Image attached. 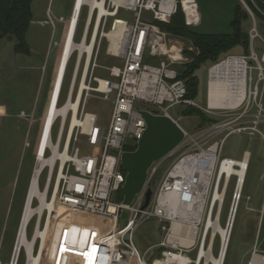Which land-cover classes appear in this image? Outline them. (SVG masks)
Returning a JSON list of instances; mask_svg holds the SVG:
<instances>
[{
	"label": "built area",
	"instance_id": "1",
	"mask_svg": "<svg viewBox=\"0 0 264 264\" xmlns=\"http://www.w3.org/2000/svg\"><path fill=\"white\" fill-rule=\"evenodd\" d=\"M78 1L74 0L65 27L68 32L63 39L20 216L21 224L26 209L32 211L26 234L33 223L29 239H34V245L30 259L22 249L25 264H199V250L205 246L209 236L203 225L214 218V213L217 214L218 193L224 192L222 208L229 182L234 178L229 214L234 204L237 209L248 169L250 155L245 151L240 160L247 158L242 182L236 175L227 177L224 166L239 167L232 164L236 160L220 157L223 143L230 135L260 134L256 126L263 121L264 109L258 85L262 83L264 86V52L258 59L252 46L260 38L259 34L255 27L249 32V55H228L217 64L226 63L234 77L241 81L240 104L234 109L215 110L206 103L205 113L219 117L221 121L212 123L196 135H188L179 126L184 133L180 146L186 150L163 174L154 192L151 183L162 160L154 163L155 167L152 164L144 188L126 206L122 203L123 197L115 202L113 196L121 192L126 178L120 164L122 154L135 151L146 131L142 112L164 116L178 124L168 114L171 107L184 105L196 108L187 96L185 81L180 78V64L186 59L182 56V44L175 37L165 33L154 22L147 23L141 19L146 11L152 13L154 21L162 22L168 12L164 0H81L78 12L85 8L86 18L80 41L75 43L78 17L73 22V12ZM95 2L102 4L106 10L104 14L99 15V9L92 6ZM242 3L253 18L251 11ZM121 10L133 13L132 23L118 18ZM58 22L63 23V19H58ZM41 24L49 26L52 31L56 25L48 13L46 21ZM117 24L118 35L112 50L107 33ZM71 29L73 33L70 35ZM68 41L72 45L69 52L66 49ZM65 53L67 60L57 88ZM101 53L121 62L119 66L106 68V79L94 76ZM73 56L75 62L68 91L63 104L59 105L65 71ZM215 66L208 69V77ZM254 72L256 81L253 84ZM90 99L110 103L106 128L99 124L96 114L86 112ZM254 108L257 112L250 114ZM248 118L250 121H245ZM223 133L221 140L212 141ZM79 144L94 154L81 155ZM44 172L46 177L40 189L39 182ZM208 172L211 174L206 181ZM148 189L152 196L144 207ZM250 200V197L246 198V201ZM198 202L202 203V211L195 218L193 210ZM176 206L188 209L190 214L185 218L178 216ZM123 212L126 213L125 219H122ZM150 219L161 224L160 231L164 237L159 244L149 248H157L160 252L148 262L145 259L147 251L142 255L139 253L132 244V235L139 224ZM174 223L194 228L190 246L181 244L182 238H188V235L184 230L174 232ZM39 230L48 231V249L47 246L44 248V237L36 236ZM193 251V260L188 258L187 263L180 262L182 256L188 257L187 254ZM246 264H264V251L258 249L257 242Z\"/></svg>",
	"mask_w": 264,
	"mask_h": 264
},
{
	"label": "rangeland",
	"instance_id": "2",
	"mask_svg": "<svg viewBox=\"0 0 264 264\" xmlns=\"http://www.w3.org/2000/svg\"><path fill=\"white\" fill-rule=\"evenodd\" d=\"M73 4L74 0L32 1V21L44 19L45 10L49 5L56 25L54 31H52V28L48 26L30 23L26 33V43L30 49L29 55L15 54L13 52V39H4L0 42V112H6L4 109L6 108L8 113L7 116L0 118V264L12 263L15 242L18 236L19 220L35 154L33 147L34 138L40 129L38 118L48 106L61 51L60 47L52 46V44L55 41H60L62 23H59L58 19L62 17L68 22ZM200 6L202 25L191 29L192 31L206 35L231 33L229 22L232 20V12L229 13V17L218 19L211 16V12L209 13L203 5L200 4ZM133 16L132 12L121 10L118 18L132 23ZM85 18L86 9L83 8L78 17V27L74 38L75 43L80 41ZM141 19L148 23L154 21L152 13L146 11L142 13ZM253 27L256 28L260 37L254 41L253 50L258 59H261L264 52V19L254 16V19L251 17L242 20V33L249 35ZM67 32V28L63 29V39H65ZM175 39L182 44V56L186 59L180 64L179 70L181 71L184 65L191 63V60L184 55V51H190L195 54L197 52L187 40ZM48 44L51 45L47 55ZM226 55L246 56L249 55V52L244 53L241 48L236 47ZM223 58L224 56H221L215 63L206 62L194 72L198 84L196 95L192 100L196 104L194 109L199 110L203 117L199 114H189L190 108L184 105L173 106L168 110V114L178 122L179 126L188 135H196L207 129L212 123L221 121L219 117L206 114L204 109L207 103L208 69L217 65ZM74 62L75 56L71 58L65 71L59 105H62L65 100ZM249 64L255 66L252 62H249ZM119 65H121L119 60L110 59L104 53H101L98 60L99 68L95 71L94 76L106 79V68ZM255 81L256 73L254 72L253 84ZM258 86L260 91H262L261 105L264 109V86L262 83ZM19 110L26 112L25 115L28 121L23 122V120L14 117ZM85 110L96 114L99 124L104 128L107 127L111 112L110 103L90 99ZM256 112L254 108L250 114ZM245 121H250V119H245ZM28 126L30 127L28 128ZM57 126L58 123L54 128L53 137ZM256 128L260 134L228 136L220 152L221 158L236 161L241 160L245 151L250 155L242 189V199L237 210L224 264H246L255 242L258 244V249L264 251V118L263 121L258 123ZM224 134L215 137L212 141L221 140ZM25 142H28L31 147H24ZM211 142L206 144L205 147ZM78 148L81 155L94 154L93 151L84 145L79 144ZM185 150L186 147L180 146L161 161L151 183L153 192L156 190L163 174ZM45 177L46 172L43 173L40 179V189L43 188ZM234 181L235 179L232 178L229 182L225 203L221 208L218 220L221 227H226L227 225ZM247 197H250L251 200L246 201ZM121 199L119 194L113 196V201L115 202ZM216 215L214 213V219ZM160 226L161 224L155 219H150L139 224L133 232L132 244L141 255L147 251L145 259L148 262L159 255L160 250L149 248L162 241L164 234L160 231ZM32 228L33 223L30 224L27 230V239L31 236ZM209 242L210 236L206 241L207 248L209 247ZM219 248L220 239L218 235H215L211 247V252L215 257ZM24 254V251L21 250L17 264H25ZM187 256L193 260L195 251L187 254Z\"/></svg>",
	"mask_w": 264,
	"mask_h": 264
},
{
	"label": "bare ground",
	"instance_id": "3",
	"mask_svg": "<svg viewBox=\"0 0 264 264\" xmlns=\"http://www.w3.org/2000/svg\"><path fill=\"white\" fill-rule=\"evenodd\" d=\"M80 3H81V0L78 1L76 5V9L73 12V22L75 21L77 17H79L78 8H79ZM164 3L169 8L173 4V0H164ZM92 6H95L96 8L99 9L100 11L99 15L104 14L106 12V10L102 8L101 3L95 2L92 4ZM77 26H78V22H77ZM117 28H118V24L114 30L107 33L108 39L112 42L111 47H110L112 50L115 49V40H116L115 38L118 35ZM72 33H73V29L70 30V35ZM71 46L72 45H70L68 41L67 48H66L68 52ZM66 60H67V54L65 53L62 63H61V70H60V74H59L58 81H57V88L60 83L62 71L65 67ZM240 82L241 81H239L238 79L234 77V74L231 68L226 63L221 64L219 66L216 65L210 72L208 81H207L208 107L210 109H215V110L236 108L242 100V95L239 92L241 89ZM246 159L247 158H245L244 161H233L234 163L232 164H236L239 167V169L230 168V166H224L223 169L227 171V177L230 174L236 175L239 177V182H242V179L245 173L246 164H247ZM210 174H211L210 172L205 174L206 181L208 180ZM239 188H240V183L238 185V190H237L236 195H238ZM223 198H224V192L222 194L218 193V199L220 200V203L217 209L216 218L215 219L211 218L203 225V230L205 229L207 231V235L210 236V242H209L208 248L206 244L205 246H203V248L202 247L200 248L198 259H197V263L199 264H224L225 262V257H226L227 250H228V244H229V240H230V236H231L232 229L234 226V221H235L238 208L236 209L235 204L233 205L231 212L228 215L229 218L227 221L228 223L227 226L221 227L220 224L218 223V220H219V216L221 213V205H222L221 203H222ZM39 210L37 211L39 212ZM193 211L195 214V218H197V216H199V213H201L202 211V203L198 202ZM175 212L178 216L182 218H185L186 216L190 214L188 209L184 207H178V206L175 207ZM31 214H32V211L29 209H26L24 216L22 218L21 224L19 220L18 236H17V240L15 243L16 248L14 249V253L12 257V264H14L15 262L18 263L20 251L22 249L25 250L29 259L31 257L32 247L34 245V239L33 241H30V239H27L26 237V228H27V224H28ZM172 230L176 233H179L180 231L184 230L185 233L188 235L187 236L188 238H185V239L182 238L181 244L185 246L191 245V243L193 242V239L191 236L194 234V231H195L192 226L189 227L181 223H174L172 226ZM37 235H41L42 237H44V242H45L44 248H46L47 246V249H48V247L50 246V244H47L46 242L48 231L45 230L44 232H41V230H39V232L36 233V236ZM215 235H218L220 239V248H219V251L216 257L211 252L212 241ZM180 262L187 263L188 257L182 256L180 258Z\"/></svg>",
	"mask_w": 264,
	"mask_h": 264
},
{
	"label": "trees",
	"instance_id": "4",
	"mask_svg": "<svg viewBox=\"0 0 264 264\" xmlns=\"http://www.w3.org/2000/svg\"><path fill=\"white\" fill-rule=\"evenodd\" d=\"M32 1L33 0H12L6 16L4 30L2 35H0V39H13L15 54L29 55L30 53V49L26 43V33L32 21ZM243 2L253 16H259L264 19V0H243ZM246 18H251V16L244 6L239 4L235 10L234 18L230 22L232 27L231 33L222 35L199 34L188 29L179 6L167 23L154 22L170 36L187 40L197 52V54H195L190 51H184V55L191 60V63L184 65L180 71V78H182L187 85V96L189 99L192 100L196 95L198 82L194 72L202 64L206 62L215 63L221 56H225L236 47H240L244 53L249 52V35L241 32V22ZM189 108V114H199L202 116L199 110L193 107ZM119 196L120 199L123 197L122 191L119 192Z\"/></svg>",
	"mask_w": 264,
	"mask_h": 264
},
{
	"label": "water",
	"instance_id": "5",
	"mask_svg": "<svg viewBox=\"0 0 264 264\" xmlns=\"http://www.w3.org/2000/svg\"><path fill=\"white\" fill-rule=\"evenodd\" d=\"M142 115L146 123V131L143 137L138 141L135 151L125 152L121 156V168L126 173L121 190L122 203L126 206L130 205L135 196L144 188L147 172L152 164L173 153L184 139L182 129L171 119L164 116H154L146 111L142 112ZM151 196L152 192L148 189L144 207L150 202ZM125 218L126 213L123 212L122 219Z\"/></svg>",
	"mask_w": 264,
	"mask_h": 264
},
{
	"label": "crops",
	"instance_id": "6",
	"mask_svg": "<svg viewBox=\"0 0 264 264\" xmlns=\"http://www.w3.org/2000/svg\"><path fill=\"white\" fill-rule=\"evenodd\" d=\"M155 1H159V0H155ZM242 1L243 0H173V4L169 8L163 2L165 7L167 8L168 12L165 15L164 20L162 22L167 23L169 21L170 17L176 12V10L179 6V8H180V10L184 16L185 25L188 27V29L191 30V29L197 28V27L202 25V16L200 13V8H201L200 4L203 5V7L209 13L211 12L210 15L215 17V18L219 19L221 17H229L230 16L229 13L232 12V19H233L234 15H235V10L238 7V5L239 4L243 5ZM11 3H12V0H0V35H2V33H3L6 16H7V13H8V10H9ZM72 9H73V7H72ZM171 9H172V11L170 12ZM47 13L52 17L51 11L49 9V5L47 6V8L45 10V14H44L45 18L41 19V20L31 21V23H35V24L37 23L40 26H45V25H42L41 23L46 21ZM71 13H72V11H71ZM31 15H32V9H31ZM60 18H62V17H60ZM62 19H63V23H62L61 33H60V41H58V42L55 41L52 44V46L60 47L61 51H62L63 38H64L63 29H65V27L68 23V22H66V20L64 18H62ZM252 19H254V16ZM153 22H155V21H153ZM230 22H229V26L232 29ZM4 39H7V38L0 39V42L3 41ZM50 45L51 44H48V48H47V52H46L47 55H48V51H49L48 49H49ZM252 46H253V44H252ZM61 51H60V55H61ZM13 52H14V45H13ZM60 55H59V59H60ZM225 56H228V55H225ZM42 69H43V67H42ZM4 109L6 110V112L3 111L5 114L3 112H0V115H1L0 118L8 115L7 109L6 108H4ZM46 109H45V111H43V113H41L40 117L38 118V122H40V129L38 130V132L36 133V137L34 138L33 147H34L35 153H36V148H37L39 136L41 133V128H42L43 119H44V116L46 113ZM25 113L26 112H24L23 110H19V112H17L14 115V117H16L17 119L23 120V122L24 121L26 122L28 120L26 118ZM29 127L30 126H28V128ZM26 143H28V142H25L24 147H26V148L31 147V145L29 143H28L29 145L26 146ZM34 157H35V154H34ZM33 162H34V158H33ZM32 166H33V163H32ZM31 169H32V167H31Z\"/></svg>",
	"mask_w": 264,
	"mask_h": 264
}]
</instances>
